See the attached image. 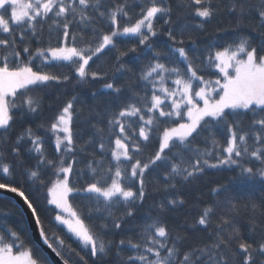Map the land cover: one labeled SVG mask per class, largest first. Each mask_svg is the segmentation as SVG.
Listing matches in <instances>:
<instances>
[{"label":"snow or ice","instance_id":"obj_1","mask_svg":"<svg viewBox=\"0 0 264 264\" xmlns=\"http://www.w3.org/2000/svg\"><path fill=\"white\" fill-rule=\"evenodd\" d=\"M178 7L199 18L197 29H203L221 10L214 0H181ZM135 9L138 11L133 19ZM226 10L236 17L233 31L238 33L237 39L197 51L195 40L191 48L183 46L188 25L179 29L172 26L169 0H0V190L23 198L44 244L62 264H88L89 257L95 264L112 253L113 241L106 239V234L120 229L145 200L148 172L163 168V190L167 191L176 188L177 178L191 182L207 169L229 168L238 170L232 177L236 183L258 182L264 191V0H227ZM252 19L257 21L253 29L260 38L257 45L251 35L239 33L245 20ZM161 20L169 25L166 35L171 44L167 50H159L150 42L162 31L157 27ZM46 29L48 43L44 45ZM129 36L136 37L144 47L143 54L133 57L142 63L138 79L144 82V89L143 94L135 92L117 109L106 110L109 136L114 137V147L108 149V167L89 162L91 179L82 187L70 182L74 172L84 173L75 169V153L87 154L88 148L97 143L90 138L78 147L74 139L76 96L64 104L47 127L54 137L53 156L45 151L44 138L31 127L9 142L13 110L27 115L42 110L43 98L31 95L34 90L67 83L73 75L78 84L102 79L101 73L90 71V61L106 50L118 52L117 62L136 53V46L127 50L117 47L116 38ZM147 55L151 58L143 63ZM162 60L171 61L172 66ZM64 66L73 70L71 75L54 70ZM120 68L125 65L120 64ZM210 68L217 74L214 79L206 78ZM168 79L175 87L166 86ZM103 87L117 99L123 91L114 82ZM240 116L248 118L246 128ZM219 130L227 133L226 145L216 136ZM104 132V128H96L101 153L106 151ZM203 133L207 136L201 147L196 141ZM154 136L157 150L143 157V144ZM25 143L30 145L27 152L35 154L36 163L31 167H24ZM6 151L21 166L25 182L45 189L47 204L56 210L54 221L63 226L78 248L56 233L50 239L30 197L22 186L12 182L15 168L5 162ZM47 172L54 178L45 181ZM133 185L138 186L134 189ZM228 191L225 184L212 188L217 195ZM73 193L83 196L87 213L70 201ZM183 203L182 199L167 200L171 206ZM165 207L164 203L159 205L162 211ZM223 207L214 229L213 205L204 207L193 225L209 233V240L202 244L185 247V236H172L162 222L152 220L142 227L143 243L121 239L116 254L119 256L120 246L127 244L135 254L129 255L125 264H264V201L249 199L238 204L228 199ZM121 208L123 211L116 215L113 209ZM241 215L247 217L250 236L258 235V239L250 241L242 236L237 222ZM95 217L98 224L91 223ZM0 264H48V260L29 247L17 229L0 222Z\"/></svg>","mask_w":264,"mask_h":264},{"label":"trees","instance_id":"obj_2","mask_svg":"<svg viewBox=\"0 0 264 264\" xmlns=\"http://www.w3.org/2000/svg\"><path fill=\"white\" fill-rule=\"evenodd\" d=\"M250 2L255 3L257 0H250ZM169 3L173 8L172 26L179 29L183 25H188V29L183 35L185 41L183 46L185 48L192 47V40H195L197 51H200L208 45H225L226 43L237 39L238 33L233 31L236 27V17L229 15L227 12V0H214V5L221 10L210 21L204 24L203 29H197L195 27L199 22V18H194L178 7L181 0H169ZM137 11L138 9L132 11L133 19L136 18ZM124 22L125 21H122L121 23L123 24ZM256 23L257 21L255 19H252L251 21L245 20L239 28L240 34H248L252 36L254 45H257L260 42L257 33L253 31ZM157 27L162 28V31H160L159 35L150 42L159 50H167V47L171 44V41L168 40L166 35L169 25H164L161 20L157 23ZM189 36H191V39H189ZM179 38L178 34V39ZM52 42L55 44V40ZM42 43L44 45H47L48 43L47 29L45 30ZM116 43L120 50H127L128 48L136 46L137 52L130 53L129 56H126L122 58L121 61L117 62L115 57L118 55V52L115 50H106L99 58H94L93 61H90V71L101 73L103 77L102 79H89L85 83L78 84L77 78L73 75V78L67 83H52L47 87L34 90L31 93L33 96L43 98L42 110L39 114L27 115L22 114L19 110H13L12 113V131L9 134V142L11 143L14 141L17 135L24 132L26 128L31 127L34 133L44 138V149L51 157L55 154L54 137L47 131V127L64 104L72 99L73 96L77 97V100L74 103L72 122L74 139L78 141V147L79 145H83L84 142L88 141L90 138L94 139L97 143H94L88 148L87 154L79 151L75 153L76 160L78 161V163L75 164V169L77 171L81 169L84 170V173L81 175L74 172L72 176H70V182L76 187H82L86 181L91 179V175L87 169L89 162H91L93 166H98L102 163L106 168L111 161V152L108 149L114 147V137L110 138L109 136L107 125L108 113L106 110L117 109L123 103L132 99L135 92L143 94L144 82L138 79L142 63L135 62L133 57L143 54L144 47L138 44V39L136 37L131 36L118 37L116 38ZM150 58V55L145 56L143 63H147ZM161 62H165L169 66H172L171 61L169 60H162ZM120 64H124L125 68L121 69ZM128 69H131V71ZM54 70L70 75L73 72V70L67 66L55 68ZM216 75L215 69L210 68L206 73V78L210 77L214 79ZM109 82H114L117 86L122 87L123 91L119 95V99H117L116 95L113 94L111 90L103 87L104 84ZM166 86L170 88L175 87L171 79L166 80ZM148 91L150 93L151 86H148ZM93 93H95V95H93ZM167 103L168 102L166 101V104ZM239 119L243 121V126L246 128L248 118L240 116ZM41 125H44V127H41ZM93 125H95L96 128L102 127L105 129L103 135L106 151L103 153L98 149L100 137L96 134V128H94ZM204 136H207V133H203L201 137H197L196 143L201 147H204ZM216 136L222 144L226 145V131L219 130L216 132ZM0 147H2V145H0ZM28 147H30V145L25 143L24 148L22 149L24 167H31L36 163V160L34 159L35 154L27 152ZM143 147V157H147L154 153L158 148L156 137L154 136L147 144H143ZM5 157V162L12 163L15 168V179L12 182L22 186L25 193L30 197L34 206L37 208L41 219L44 221V226L49 233L50 239L52 234L56 233L59 236L64 237L69 243H72L73 247L78 248V245L66 235V230L63 226L57 225L54 221L53 217L56 210H54L53 206L47 204L45 189L38 184H32L30 181L25 182V179L20 175L21 166L16 163V158L7 151L5 152ZM112 163L114 165L115 162L112 161ZM237 171L238 170L229 168L207 169L203 175L198 176L191 182H183L177 178L176 188L168 189L167 191L163 190V168L146 173L145 181L148 187L145 200L142 204L138 205L137 211L133 217L125 219L120 229L106 234V239L113 241L112 253L107 257L96 260L95 264H125L127 257L129 255H134L135 252L125 244L124 246H120V255L117 256V245L119 244V241L121 239H124L125 241L130 239L133 242L143 243L140 239L142 227L146 222H151L152 220H159L162 222L172 236L178 234L185 236V247L206 242L210 238L209 233L202 230V226L193 227L204 207L209 205L216 206V211L212 216L213 223L211 226V229H214L215 223L221 212L224 210L223 206L228 199H232L238 204H243L249 199H254L258 203L264 201V191H262L261 185L258 182L255 184L244 185L232 180V177L236 175ZM0 177H2V173H0ZM43 178L47 181L54 177L51 172H47L44 174ZM219 184L227 185L229 191L227 193H221L220 195L212 192V188ZM137 186L138 185H133L134 189ZM157 187L161 190L156 191L155 189ZM171 198H176L178 200L182 199L184 203L178 204L177 206L167 205V200ZM69 199L74 206L83 208L85 213H87V209L84 208L86 202L83 200L82 195L73 193L70 195ZM161 203L166 205L163 211L159 208ZM113 211L116 215H120L123 209L121 208L119 211L113 209ZM0 222L7 223L17 229L29 247H32L37 254L47 257L43 250L34 241L29 223L20 206L10 197L2 195H0ZM237 222L241 227V233L245 239L250 241L258 239V235L257 237L250 236L246 215L237 217ZM91 223L98 224L99 218H93ZM235 247L236 245L233 244V248ZM47 260L48 264H52L48 257ZM88 264H94L93 259L90 257L88 258Z\"/></svg>","mask_w":264,"mask_h":264},{"label":"water","instance_id":"obj_3","mask_svg":"<svg viewBox=\"0 0 264 264\" xmlns=\"http://www.w3.org/2000/svg\"><path fill=\"white\" fill-rule=\"evenodd\" d=\"M0 195L7 196L13 199L24 212L27 221L29 223L31 233L36 244L43 250V252L50 259L52 264H62V261L44 244L43 239L39 235V226L35 223V218L31 214V210L23 202V198L19 197L15 193L6 192L5 190H0Z\"/></svg>","mask_w":264,"mask_h":264},{"label":"rangeland","instance_id":"obj_4","mask_svg":"<svg viewBox=\"0 0 264 264\" xmlns=\"http://www.w3.org/2000/svg\"><path fill=\"white\" fill-rule=\"evenodd\" d=\"M52 206V205H51ZM54 207V206H53Z\"/></svg>","mask_w":264,"mask_h":264}]
</instances>
